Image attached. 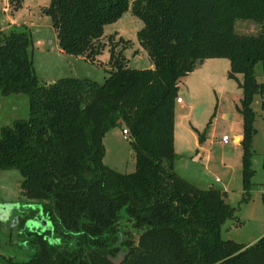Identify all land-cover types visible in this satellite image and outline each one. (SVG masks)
Instances as JSON below:
<instances>
[{
  "label": "trees",
  "instance_id": "obj_1",
  "mask_svg": "<svg viewBox=\"0 0 264 264\" xmlns=\"http://www.w3.org/2000/svg\"><path fill=\"white\" fill-rule=\"evenodd\" d=\"M129 7L142 21L136 37L153 67L126 66L122 51L129 41L120 36L121 48L109 47L114 68L102 83L65 76L41 84L26 29L0 35V94L28 97V117L0 129V169L20 172L21 194L40 203L52 228L26 230L33 254L6 264H264V234L249 245L222 238V224L234 215L226 192L198 187L173 167L179 80L207 58H227V77L242 75L237 110L241 200L247 199L254 175L252 101L264 94V81L255 76L257 63L264 75V27L239 34L234 23L264 26V0H50L42 11L64 53L94 61L104 47V25ZM116 126L128 131L133 172L103 163V137ZM197 133L201 142L204 132ZM261 200L264 207V191ZM121 209L132 230L121 224ZM120 252L113 263L109 256Z\"/></svg>",
  "mask_w": 264,
  "mask_h": 264
},
{
  "label": "rangeland",
  "instance_id": "obj_2",
  "mask_svg": "<svg viewBox=\"0 0 264 264\" xmlns=\"http://www.w3.org/2000/svg\"><path fill=\"white\" fill-rule=\"evenodd\" d=\"M132 1L129 0V3ZM49 2L50 0H20V5L14 8V0H0V35L9 32L11 28L26 29L30 37L28 52L41 84H49L65 76L87 77L102 83L109 69L114 68L109 63V47L120 36L129 41L122 51L124 64L130 68L150 66L148 54L136 37L142 21L133 14L131 7L117 20L104 25L99 39L104 47L94 61H89L59 52L50 17L42 11ZM263 27L261 23L250 19H236L234 23V29L239 34L256 35ZM110 35L112 42L108 40ZM117 43L116 49L121 48V43ZM214 59L215 67L205 66L202 70L205 76L202 85L193 79L192 87L188 90L183 88L179 93L184 104L189 102L191 105L179 112V118H183L185 124L191 122L197 126L199 132H204V139L196 154L192 134L182 128V124H185L179 120L174 168L186 178L193 179L200 187L213 184L223 188L224 184H228L230 195L226 201L234 207V215L222 224L221 236L246 243L264 234V207L261 200V190L264 187V94H256L252 102L256 128L251 157L254 175L247 199L241 200V146H237L233 138L237 132H241L242 121L241 116H233L235 112L231 99L236 92V80L227 77V58ZM255 76L258 82L264 81L261 63L255 66ZM27 117L28 97L25 93L0 94V129L11 125L16 119ZM122 127L116 126L105 133L103 163L120 172L130 173L135 170V154L129 134H123ZM223 135L229 137L227 143H223ZM22 179L16 168L0 169V264H6L7 258L22 262L31 257L34 248L28 242L26 230L44 232L52 229L51 222L42 213L40 203L21 194ZM120 214L121 224L132 230L129 226L131 221L124 209H121ZM21 216H27V219L19 227L16 222ZM49 241L55 242L51 235Z\"/></svg>",
  "mask_w": 264,
  "mask_h": 264
},
{
  "label": "crops",
  "instance_id": "obj_3",
  "mask_svg": "<svg viewBox=\"0 0 264 264\" xmlns=\"http://www.w3.org/2000/svg\"><path fill=\"white\" fill-rule=\"evenodd\" d=\"M58 48H59V46H58ZM59 52L64 53L60 48H59ZM79 57L83 58L82 56H79ZM215 61H216V59H214V58H207L202 63H200L193 71H191L188 74H186L185 76H183L179 80V84H178V97H181L179 95V93H180V91L183 88L188 90L189 87H192L191 81L193 79H195L197 84L202 85L204 83V79H205V76H203V74H202L203 68H205V66H207V68L215 67V64H214ZM150 67H153L151 63H150V66L148 68H150ZM236 77H237V79H236V92L233 93L234 95H233V97L231 99H232V105H233V110H234L233 112H235L233 116L239 117L241 115H240V113L237 110V106L239 105V99L241 97V88L239 87L238 82L242 80V75L241 74H237ZM233 80H235V79H233ZM255 96H256V94L254 95L253 101L255 99ZM190 106L191 105H190L189 102L187 104H184L183 98L181 99V102H176V104H175V112H174V150H175V153H176L177 146H178L176 144H177V142L179 140V139L177 140V138H178L177 136H179L178 132H177V129H176L177 125L179 124V120H182L183 123L185 124L183 118H179V114H180L179 112L184 110V109H186V108H189ZM185 115H187V114H185ZM225 117H227L226 113H225ZM241 121H242V118H241ZM182 128H184L185 131L190 132L192 134L194 145L196 146L195 152L197 154L198 151H199L198 149L202 147V143L199 142L198 134H197V132H199V128L197 126H195L191 122H187V124H185V125L182 124ZM241 138H242V130H241V132H237L234 135V142L237 144V146H240L239 141L241 140ZM263 156H264V152H263ZM173 167H174V165H173ZM174 170L177 173H179L181 176H183V173L179 172V170L177 168L176 169L174 168ZM183 177H185V176H183ZM186 179H188L190 182H192L195 185H197L196 182L193 179L188 178V177ZM226 183H229V181H227ZM207 185L208 186H206V187L214 186L213 184H207ZM198 187H200V186H198ZM206 187H201V188H206ZM222 187L223 188H221V187H217V188H220V189H222V190H224L226 192V199H227L229 197V195H230L229 186H228V184H224ZM263 191H264V187L262 188L261 192H263ZM239 192H241V193L243 192L242 188L239 190ZM260 235H262V234H260ZM258 237H260V236H258ZM257 238H254V239L256 240ZM254 239L251 240V241H248L246 243H243V242H239V243H242V244H245V245H249V244L253 243Z\"/></svg>",
  "mask_w": 264,
  "mask_h": 264
},
{
  "label": "built area",
  "instance_id": "obj_4",
  "mask_svg": "<svg viewBox=\"0 0 264 264\" xmlns=\"http://www.w3.org/2000/svg\"><path fill=\"white\" fill-rule=\"evenodd\" d=\"M176 102H181V97H177V98H176ZM122 133L125 134V135H128V131H127V129H126V128H123V129H122ZM221 139H222V141H223L224 143H227V142L230 140L229 137H228L227 135H223ZM233 141H234V138H233Z\"/></svg>",
  "mask_w": 264,
  "mask_h": 264
},
{
  "label": "water",
  "instance_id": "obj_5",
  "mask_svg": "<svg viewBox=\"0 0 264 264\" xmlns=\"http://www.w3.org/2000/svg\"><path fill=\"white\" fill-rule=\"evenodd\" d=\"M122 257H123V253L120 252V253H118V255H117L116 257H111V256H109V259H110L113 263H119V262L121 261Z\"/></svg>",
  "mask_w": 264,
  "mask_h": 264
}]
</instances>
